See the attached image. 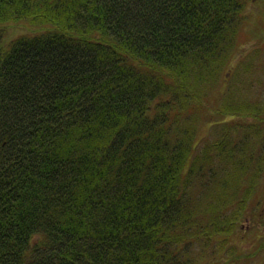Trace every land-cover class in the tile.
<instances>
[{"label": "trees", "instance_id": "16d2710c", "mask_svg": "<svg viewBox=\"0 0 264 264\" xmlns=\"http://www.w3.org/2000/svg\"><path fill=\"white\" fill-rule=\"evenodd\" d=\"M249 1L0 0V264L207 262L185 247L227 240L264 173L255 101L212 108L262 118L239 145L228 120L198 146L190 115Z\"/></svg>", "mask_w": 264, "mask_h": 264}, {"label": "rangeland", "instance_id": "374dc122", "mask_svg": "<svg viewBox=\"0 0 264 264\" xmlns=\"http://www.w3.org/2000/svg\"><path fill=\"white\" fill-rule=\"evenodd\" d=\"M246 11L247 18H245L240 33L239 45L233 50L229 63L220 76L221 80H225L224 85L221 86L223 90L219 87V83L215 84L210 89L212 93L208 100H205L204 107H207V110L201 111V106H197L194 107L195 111L190 113L195 117L197 139L201 141L197 144L198 146H201L206 139L213 137L216 130L223 126L222 123L228 120L231 124H246L240 128L237 126L236 129L240 130L239 133L234 130L229 136L231 143L239 145L240 140L238 139H242L243 134L246 133L244 135L246 139L253 138V134H250L249 131L254 127L248 124L249 121L252 120L251 123L260 124L264 117V0L247 2ZM27 30L28 26L23 22L12 23L7 27L9 39ZM226 100L242 106L253 100L257 104V111L260 112L262 118L255 121L249 115L227 116L221 119L217 113L211 117L212 108ZM245 126L247 127L245 128ZM261 140L264 143V134ZM248 148H250V152H247L249 153L247 158L254 159L250 163L251 166H254L263 150H257V144L253 142ZM256 150L257 153H255ZM241 151L243 152V150ZM238 154L244 153L239 152ZM231 164L229 162L225 168L230 167ZM257 181L260 184L255 193L247 194L244 202L245 205L247 202L249 204L246 209L240 208L241 215L235 224V230L227 240L218 242L215 240H219V238L215 236L206 239L201 237L185 247V251L189 255L194 254L200 260H207L205 264H264V173L257 178ZM230 210L228 209L227 212ZM217 249L219 250L218 256H215L213 253ZM229 257L231 258L229 259Z\"/></svg>", "mask_w": 264, "mask_h": 264}]
</instances>
